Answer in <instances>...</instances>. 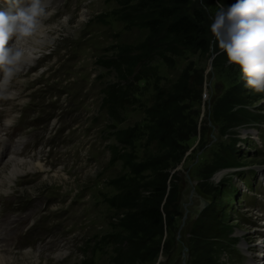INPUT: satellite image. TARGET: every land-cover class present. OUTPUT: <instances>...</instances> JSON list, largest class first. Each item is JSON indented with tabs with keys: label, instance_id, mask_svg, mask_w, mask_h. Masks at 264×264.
<instances>
[{
	"label": "rangeland",
	"instance_id": "obj_1",
	"mask_svg": "<svg viewBox=\"0 0 264 264\" xmlns=\"http://www.w3.org/2000/svg\"><path fill=\"white\" fill-rule=\"evenodd\" d=\"M42 2L46 16L40 27L45 29L46 43L29 64L18 66L6 97L13 113L10 120L28 103L42 147L35 158L22 160L32 166L22 168L10 183L3 181L10 170L7 164L0 173V197L13 196V212L29 203L42 239L28 250L0 249V254L13 264H247V258L259 252L253 244L262 240L257 221L246 213V202L240 203L241 197L252 193L241 176L250 169H264V92L245 86L239 68L228 63L212 34L207 54L193 48L179 54L162 50V57L153 56L154 73L130 82L136 102L117 111L114 120L100 101L103 85L117 80L111 66L116 46L153 48L160 38L145 42L147 31L120 20L114 0ZM236 2L191 0L187 11L202 9L211 29L218 7ZM115 60L124 58L119 55ZM180 76L188 82L179 114L193 129L177 133L178 152L169 154L148 139L150 119L145 109L155 88L169 89ZM196 79L201 81L199 91L192 82ZM237 97L251 117L239 115L233 101ZM124 128H130L131 146L122 149L117 144L120 156L130 152L132 164L147 160L169 166L159 203L162 234L153 233L144 242L156 253L130 262L113 259L114 238L132 233L135 240L144 228L127 215L116 216L119 211L109 206L107 198L117 193L111 181L118 174L144 178L147 172H129L124 156L111 159L109 146L116 144L112 132ZM225 153L234 163L220 167L219 157ZM253 178L257 182L260 173ZM221 194L226 195L223 200ZM211 214L229 227V234L215 257L210 254L209 260H202L199 232L209 235L201 226ZM242 243L252 248L245 250Z\"/></svg>",
	"mask_w": 264,
	"mask_h": 264
},
{
	"label": "trees",
	"instance_id": "obj_2",
	"mask_svg": "<svg viewBox=\"0 0 264 264\" xmlns=\"http://www.w3.org/2000/svg\"><path fill=\"white\" fill-rule=\"evenodd\" d=\"M190 1L114 0L115 15L120 20L129 25L137 23L144 28L147 31L145 42L156 38H160V41L157 47L153 48L139 47L134 49V45L128 43L116 46L115 54H113L115 59L122 55L124 60L119 62L115 59L112 60L111 66L116 73L117 80L103 85L100 101L103 110L105 113H109L112 119H116L117 111L135 104L134 94H136V90L130 82H136L140 79L146 80L148 75L151 76L154 73V67L150 61L155 55L162 57L160 51L179 54L183 50L195 48L201 54L209 52L212 37L211 29L202 9L192 7L189 12L187 11ZM187 82L186 76H180L169 86V89L155 88L147 102L145 113L150 119L148 139L156 142L158 147L164 150V153L174 154L178 152L179 138L177 133L183 129L188 130L189 125H192L190 122L189 125H185L183 123L184 118L179 114L181 106L179 102ZM192 82H194V88L199 91L201 81L196 79ZM233 101L238 105L239 115L251 117V114L242 104V99L237 97ZM192 129L193 127L189 131ZM129 131L130 128H124L112 132L116 144L109 146L111 159L124 156L129 172L136 175L140 171H146L148 174L146 173L144 178H131L127 175L123 177L118 174L116 179L111 181V185L117 193L107 198L109 206L118 209L119 212L116 216L122 219L123 216L127 215L144 228L140 232L141 236L135 240L131 238L132 233L129 237H123L121 240L114 236L113 253L115 256L113 259L115 261L123 259L128 262L133 259H141L148 252L151 253V256L156 253V250L149 251V247L144 246V242L148 241L153 233H156L157 236L162 234L164 215L159 209V203L161 194L166 187L169 167L166 164H160L158 161L147 162V160L132 164L130 152H124L120 156L117 144L122 146V149L124 146H131ZM219 159L220 167L234 163L228 153H225L224 156L221 155ZM225 193L229 195L227 191ZM220 196V200L226 197L224 194ZM213 213L215 214V211ZM206 217V223L201 226V229L209 235L199 232L200 238L198 239L202 249V254L201 256L198 254V259L202 260H209L210 254L215 257L216 251L225 243L226 234H229V227L222 225L224 223L218 218L215 219L213 214Z\"/></svg>",
	"mask_w": 264,
	"mask_h": 264
},
{
	"label": "clouds",
	"instance_id": "obj_3",
	"mask_svg": "<svg viewBox=\"0 0 264 264\" xmlns=\"http://www.w3.org/2000/svg\"><path fill=\"white\" fill-rule=\"evenodd\" d=\"M0 98L10 95L21 52L15 44L31 37L46 16L42 0H0ZM211 32L231 65L239 68L245 86L264 92V0H237L220 5Z\"/></svg>",
	"mask_w": 264,
	"mask_h": 264
},
{
	"label": "bare ground",
	"instance_id": "obj_4",
	"mask_svg": "<svg viewBox=\"0 0 264 264\" xmlns=\"http://www.w3.org/2000/svg\"><path fill=\"white\" fill-rule=\"evenodd\" d=\"M43 1V0H42ZM45 3L42 2V6H44ZM43 28L39 27L37 31L29 38H25L21 40L20 42L15 44V48L21 52V58L19 61V65L21 64H29L32 59L34 58L36 51H38L39 48H42L41 46L46 43V38L43 34ZM38 36L41 38L40 41H38ZM19 47V48H18ZM18 65V66H19ZM20 69V67L18 68ZM15 158V159H14ZM17 159V157H9L5 160V162L2 164L0 168V173L2 172L4 166L7 164L9 167V172L7 175L4 176V182L10 183L9 181L14 178L16 175L21 174L22 168H30L29 166H32L29 162H24L22 160H31V159ZM7 162V163H6ZM38 168H41L42 166L38 165ZM36 167V168H37ZM3 178V177H2ZM2 183V181H0ZM5 183L2 184V186L5 185ZM261 243H254L253 246H258V253H255L252 257L247 258V264H264V253H262L260 256L259 254L261 251H264V242L260 241ZM245 247V250H249L252 248V246H246V244L242 243V248ZM259 256V257H258ZM12 259L8 256L0 254V264H13L11 261Z\"/></svg>",
	"mask_w": 264,
	"mask_h": 264
}]
</instances>
